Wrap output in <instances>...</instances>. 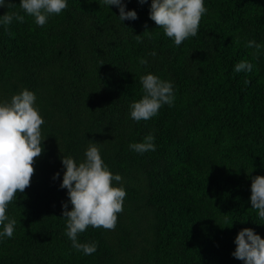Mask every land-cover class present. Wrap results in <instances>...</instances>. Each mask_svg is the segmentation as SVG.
<instances>
[{
  "label": "trees",
  "instance_id": "trees-1",
  "mask_svg": "<svg viewBox=\"0 0 264 264\" xmlns=\"http://www.w3.org/2000/svg\"><path fill=\"white\" fill-rule=\"evenodd\" d=\"M12 2L0 17L24 22L0 23V103L34 93L44 151L8 206L16 225L0 237V264H243L232 256L237 234L250 228L264 239L250 203L252 178L264 177V47L258 56L246 47L264 46V0H204L197 35L180 46L150 19L152 0H123L138 16L123 22L103 0H67L43 26ZM241 61L251 72L234 71ZM147 74L173 84L174 102L136 122L130 105ZM149 134L155 151L129 148ZM89 141L126 196L114 230L78 234L97 244L85 255L66 235L62 205H72L60 185L62 156L83 162Z\"/></svg>",
  "mask_w": 264,
  "mask_h": 264
},
{
  "label": "clouds",
  "instance_id": "clouds-1",
  "mask_svg": "<svg viewBox=\"0 0 264 264\" xmlns=\"http://www.w3.org/2000/svg\"><path fill=\"white\" fill-rule=\"evenodd\" d=\"M143 5L148 0H138ZM106 6H116L119 9V20H136L135 11H126L123 0H103ZM0 7L15 8L12 0H0ZM19 7L28 15L34 17L38 26L47 23L48 18L59 15L67 8V0H20ZM204 0H152L149 17L159 29H163L168 38H172L176 46H180L189 37L198 33L202 16L206 14ZM24 22V16L6 12L0 17V23L7 26L13 19ZM147 29V26L145 25ZM145 31L143 34H149ZM142 35H137L141 42ZM248 48H255L256 56L261 47L254 40L248 41ZM149 55L155 56L153 51ZM141 65H147L146 59L140 58ZM103 65V64H102ZM252 65L248 61L238 62L234 71L251 72ZM143 96L130 105V117L136 122L147 121L155 117L165 104L171 106L174 102L173 84L160 79L153 74L140 77ZM248 83V81H245ZM34 93L24 89L20 94L11 97L10 102L0 103V225L3 231L0 237L12 238L16 221L6 214L10 203L18 193H24L30 186L35 169L36 158L44 151L42 146L41 125L44 120L34 107ZM154 136L149 134L140 143H133L129 148L143 154L155 151ZM61 162L65 169L60 187L67 189L72 210L68 204L62 205V215L67 220V237L72 247L91 255L97 251L96 243H80L78 234L89 226L114 230L118 213L123 211V201L126 192L122 187H114L113 181L120 182V175H113L104 164L97 143L89 141L83 162L77 163L72 157L62 156ZM56 173L53 179L59 177ZM250 203L252 209L258 212V217L264 220V177L255 176L251 182ZM7 221V223H5ZM236 245L232 256L243 264H264V239L253 229L244 228L234 241Z\"/></svg>",
  "mask_w": 264,
  "mask_h": 264
}]
</instances>
